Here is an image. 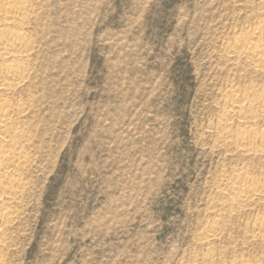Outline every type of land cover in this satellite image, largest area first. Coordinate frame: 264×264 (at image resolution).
Listing matches in <instances>:
<instances>
[{
    "label": "rangeland",
    "instance_id": "1",
    "mask_svg": "<svg viewBox=\"0 0 264 264\" xmlns=\"http://www.w3.org/2000/svg\"><path fill=\"white\" fill-rule=\"evenodd\" d=\"M24 2L0 264H264V191L228 198L236 175L264 178V152L235 142L264 113L224 116L230 95L264 94V66L229 52L264 0Z\"/></svg>",
    "mask_w": 264,
    "mask_h": 264
},
{
    "label": "bare ground",
    "instance_id": "2",
    "mask_svg": "<svg viewBox=\"0 0 264 264\" xmlns=\"http://www.w3.org/2000/svg\"><path fill=\"white\" fill-rule=\"evenodd\" d=\"M28 6L29 5H27L24 0H0V140H2L3 142L5 141V139L10 140V143L8 144L0 143V228L4 226L5 222V211L6 207L8 206L6 204V201L11 198H9L8 195V197H4L2 195L3 191H6L5 189L8 183L13 182V180L16 184L15 177H17L18 175H15V179H13L14 171L17 170L18 166H20L23 160H25V151L21 146V148L18 146V138L19 136L21 137V135L18 134L20 131L17 132L18 130L15 131L13 128L8 126V123L10 122L11 112L13 110L6 99L1 98V95L3 96V93L5 94L6 91L8 93L9 89L11 90V88L18 86V84L20 85V83L25 81L26 77L28 76L27 68L29 67V65L27 66L26 64H28L27 60L30 59V37L27 34L28 32L22 30L23 25L28 20ZM229 52L234 53L237 56L244 55L251 60V63L255 67H263L264 22L256 24L249 31H246V33H239ZM255 92L256 91L254 89L246 87L241 90L240 95H230L227 98V101L225 100L227 111L224 116H229L230 120V117L237 112L239 113V115L241 114V116H244L245 114L243 112H246V110L247 112H249V110H259L264 113V94H259L261 96L258 95V97H256L254 94L255 98H251V95ZM243 127L245 128V126ZM243 127L241 126V128ZM235 142L240 148H247L253 151L264 152V131H259L254 128H248L247 130L242 131L240 130L239 133H237ZM20 145L23 144L20 143ZM22 164H24V162ZM229 187L231 188L230 192L228 193L229 204L231 206H236L241 202L256 196L257 192L261 190L264 191V178L257 179L253 176H248L244 175V173H241L230 180ZM12 188L9 190H12ZM9 190L7 189L8 192ZM13 194L14 193H12V195ZM255 221L256 222L254 224L252 223L253 231L257 234H264V218ZM211 235V233H207L205 237H211Z\"/></svg>",
    "mask_w": 264,
    "mask_h": 264
}]
</instances>
